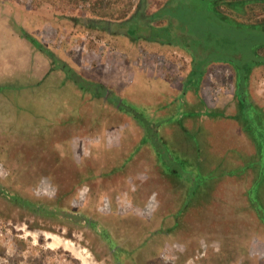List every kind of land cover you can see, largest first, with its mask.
<instances>
[{"label":"rangeland","instance_id":"obj_1","mask_svg":"<svg viewBox=\"0 0 264 264\" xmlns=\"http://www.w3.org/2000/svg\"><path fill=\"white\" fill-rule=\"evenodd\" d=\"M95 1L0 0V264H264V185L253 203L259 163L237 110L232 61L210 62L199 90L185 95L184 116L160 127L182 167L175 172L129 114L79 97L101 82L155 104L181 89L192 56L180 39L157 42L141 27L136 33L149 39L132 42L73 21L92 16ZM110 1L102 10L109 19L136 3ZM165 1L146 3L154 10ZM206 4L173 7L207 24L209 37H232ZM224 14L260 22L264 0ZM195 37L194 50L203 39ZM46 50L78 76L64 83ZM247 71L245 92L237 90L264 118V64Z\"/></svg>","mask_w":264,"mask_h":264},{"label":"trees","instance_id":"obj_2","mask_svg":"<svg viewBox=\"0 0 264 264\" xmlns=\"http://www.w3.org/2000/svg\"><path fill=\"white\" fill-rule=\"evenodd\" d=\"M146 1L138 0L133 10H131V4L127 1V10L118 13L116 19H109L102 10L111 1L96 0L88 10L92 16L85 18L75 17L73 21L85 26L95 25L100 26L104 30L109 29L112 33L123 34L132 42L140 39H149L148 34L140 33L142 35H138V32L136 33L137 28L140 27L146 32H155L157 35L154 39L157 42L162 41L170 45L175 40L180 39L178 43H181L180 45L184 46L186 51L192 56L191 71L187 75L181 89L165 96L155 104H145L125 98L100 82L97 83L96 89H87L88 91L81 92L79 98L82 99V97L88 96V99L92 101H99L104 105L113 107L115 110L129 114L137 125L141 127L143 138L151 142L160 159L165 162L167 167L179 173L182 168L180 162L177 161L178 158L172 154L170 147L162 139L160 127L168 122L177 121L178 118L184 116L186 107L185 95L189 91L199 90L200 79L205 72L206 66L210 62L216 61L215 59L224 58L230 62L232 61L234 71L237 74V89L239 90V87H243L245 92L248 64H264V55L259 54L261 48H264V19H261L260 22L247 23L224 14L225 9H231L233 12L239 13L244 3L252 0H209V5L206 4L202 9L211 10L224 24L233 27L231 31L234 34L228 38L227 32H221L218 34L213 33V37H209L206 31L209 28L207 24L201 22L196 25L192 22L193 18L190 16H184L183 18L177 16L176 9L173 7L176 0H166L154 10L149 9ZM241 3L242 6H240ZM178 21L180 28L177 24ZM222 29H219V31H222ZM258 34L262 36V39H258ZM195 36H201L203 39L194 50L192 45L193 40H196ZM248 36L252 38V41H246ZM33 42L39 43L40 46L44 45L34 39ZM46 51L50 62V71L61 72L64 83L67 82L70 76H78L77 72L68 67L66 62L60 61L52 50ZM43 81L45 79L38 80V85ZM237 89L234 93L238 98L237 110L240 117L244 119L243 126L247 135L250 134L249 136L254 139L256 144L255 161L259 163L258 175L249 189V199L253 203L259 204L256 199L257 191L264 185V118H261L262 113L260 111L262 109L255 104L253 105L247 94H244L246 95L245 97L240 96L241 92ZM202 110L201 112H203L204 116L214 115L212 110L206 106ZM43 159L39 161L43 162ZM195 189L191 187L189 195H192Z\"/></svg>","mask_w":264,"mask_h":264},{"label":"built area","instance_id":"obj_3","mask_svg":"<svg viewBox=\"0 0 264 264\" xmlns=\"http://www.w3.org/2000/svg\"><path fill=\"white\" fill-rule=\"evenodd\" d=\"M131 1H136L135 5H133V9H134L135 6L137 5L138 0H131Z\"/></svg>","mask_w":264,"mask_h":264}]
</instances>
